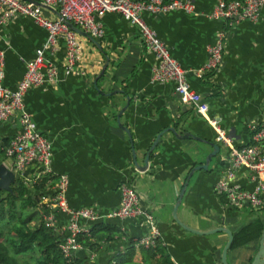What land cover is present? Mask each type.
<instances>
[{
    "label": "crops",
    "instance_id": "crops-1",
    "mask_svg": "<svg viewBox=\"0 0 264 264\" xmlns=\"http://www.w3.org/2000/svg\"><path fill=\"white\" fill-rule=\"evenodd\" d=\"M193 2L192 13L144 12L143 18L185 69L190 87L207 101V115L220 117L221 127L235 146L247 145L251 141L249 125H264V5L256 20L225 26L209 16L216 0ZM42 12L50 18L58 17L56 9L43 6ZM96 20L102 30L101 36L94 37L100 48L78 34L82 74H64L65 45L61 38L56 51L46 54V59L57 67V81L32 86L23 97L36 128L51 141L53 172L68 177L69 207H92L101 214L117 209L121 204L119 184L129 182L137 192L139 207L152 215L159 239L175 264H222L226 232L192 233L172 217L184 183L187 181L176 214L180 221L199 231L225 227L234 236L256 219L264 227V209L247 205L232 208L217 194L215 185L228 164L227 151L221 153L220 145L205 169L189 174L193 167L204 164L213 150L210 143H216L215 130L207 117L180 101L172 82L151 80L155 56L144 47L137 29L126 18L107 12L96 15ZM223 28V59L218 71L208 76L199 69L207 60L208 47ZM45 38L46 30L27 16H13L0 27L6 87H16L26 63ZM121 126L133 139L134 157L129 135ZM18 129L17 115L1 121L0 141ZM164 129L168 130L150 153L147 168L139 170L135 160L143 166L147 149ZM1 163L11 168L12 160L9 165ZM27 173L34 178L37 167L29 166ZM236 177L247 190H253L260 180L245 167L237 171ZM45 193L29 210L33 224L51 217L58 229L63 228L68 215L49 202L52 186ZM261 193L264 196V191ZM37 194L33 190V195ZM102 221L118 226L122 236L101 242L97 252L81 246L74 257L82 264H106L127 246L129 239H137L149 229L140 217H104ZM79 223L90 224L83 219ZM259 238L230 246L227 263L249 264Z\"/></svg>",
    "mask_w": 264,
    "mask_h": 264
},
{
    "label": "built area",
    "instance_id": "built-area-1",
    "mask_svg": "<svg viewBox=\"0 0 264 264\" xmlns=\"http://www.w3.org/2000/svg\"><path fill=\"white\" fill-rule=\"evenodd\" d=\"M38 1V2H37ZM264 0H216L210 17L220 20L225 26L241 20H256ZM56 9L60 16L50 18L42 12V7ZM172 10L194 12L193 0H0V27L13 16H27L46 30V38L36 48L34 57L25 65V72L14 89L3 84L5 54L0 50V122L18 116V131L10 137L4 147L6 157L12 160L11 170L15 177L22 178L24 183H34L42 174H53L52 196L49 202L58 210L68 215V222L58 229L62 233L60 251L66 261H71L74 252L81 248L77 241L79 233H89L90 224L107 217L135 218L140 217L148 224V232L139 237L137 245H153L159 237L157 226L150 213L138 205V195L129 182L119 184L121 204L117 209L99 213L92 207L74 209L69 207L66 190L68 177L55 174L51 168L52 145L48 137L39 131L32 115L26 110L23 97L26 91L37 85L57 81V67L46 59L47 53H53L58 42L64 40L65 51L62 59L64 74H82L79 69L81 59V42L76 32L71 30L65 21L73 23L93 37L101 36L102 30L96 15L107 12L120 14L133 25L140 36L144 47L152 52L156 62L151 68V80L172 82L174 91L183 104L189 105L196 113L204 115L215 130V141L227 151L228 164L223 176L215 185L219 196L224 195V202L232 208L243 205L253 209H264V125L251 123L249 130L251 141L244 146H235L231 136L221 127L220 117L208 116L209 105L202 95L193 90L187 79L186 71L173 57L166 44L156 31L144 20L143 13H165ZM225 29H221L215 42L208 47V57L199 72L214 73L220 68L223 59ZM37 167V175L31 178L27 169ZM249 169L260 180L253 190H247L237 183L236 173L241 168ZM90 224H80V220ZM46 223L57 228L54 219H45Z\"/></svg>",
    "mask_w": 264,
    "mask_h": 264
},
{
    "label": "trees",
    "instance_id": "trees-1",
    "mask_svg": "<svg viewBox=\"0 0 264 264\" xmlns=\"http://www.w3.org/2000/svg\"><path fill=\"white\" fill-rule=\"evenodd\" d=\"M9 139L0 141V163L6 157L4 147ZM53 181V174H42L34 183H24L18 177L11 185V192L0 191V264L83 263L76 256L69 262L63 257L59 248L62 233L58 228L54 229L41 218L33 224L34 216L29 210L40 201L41 195L46 194ZM33 190L39 195H33ZM220 197L225 200L224 195ZM262 229L263 223L259 219L247 224L234 234L231 248L257 240ZM121 236L118 226L100 219L90 224L89 233H79L77 241L87 250L97 252L101 242H111ZM138 239H129L127 246L112 255L106 264H175L159 237L153 245H137Z\"/></svg>",
    "mask_w": 264,
    "mask_h": 264
},
{
    "label": "water",
    "instance_id": "water-1",
    "mask_svg": "<svg viewBox=\"0 0 264 264\" xmlns=\"http://www.w3.org/2000/svg\"><path fill=\"white\" fill-rule=\"evenodd\" d=\"M58 16L59 13H57ZM66 24L69 26V28L71 30H73L74 32H76L77 34H81V35H85L86 37H88L98 48H100V45L98 44V42L95 40V38L91 35H89L88 33H86L85 31H83L82 29H80L79 27H77L76 25H74L73 23H70L69 21H65ZM108 61V58H106V63ZM106 63H105V66H106ZM119 121V120H118ZM125 131L126 133H128L129 135V140H130V144H131V148H132V155L133 157L135 156V148H134V144H133V139L130 135V132L129 130L124 127V126H121ZM170 131H174L173 128H168ZM168 129H164L163 131H161L160 133H158L156 135V137L154 138L153 142L151 143V145L149 146V148L147 149L146 151V154H145V158H144V164L143 166H139L136 164V160H135V165L137 166V168L139 170H144L147 168V164H148V160H149V155L150 153L153 151V149L155 148V146L157 145L162 133ZM184 137V135H183ZM213 147V150L208 154L207 156V160L205 161L204 164H201V165H198V166H195L191 169L190 173L189 174H192L194 172L195 169H205L208 165V162L210 160V158L212 156H214L217 152H219V144L216 142H212L210 143ZM15 180V176H14V173L13 171L8 168L4 163H0V191L1 190H6V191H9L11 192L12 191V188H11V185L13 184ZM188 180V179H187ZM187 184V181L184 183V187L186 186ZM184 187L183 189L181 190L180 192V195L177 199V202L173 208V211H172V217L173 219L176 221V223H178L181 227H183L184 229L192 232V233H196V234H210V233H213V232H216V231H224L227 233L228 235V240L226 242V244L224 245L223 249H222V253H221V262L222 264H228L227 263V260H226V256H227V252H228V249L230 248L231 246V243L233 241V234L231 233V231L225 227H217V228H214V229H209V230H205V231H199L197 229H193L189 226H187L185 223H183L182 221L179 220V218L177 217V214H176V209H177V206L181 200V195L184 191ZM249 264H264V227L262 229V232H261V235H260V238H259V246H258V249L257 251L255 252V254L253 255L251 261Z\"/></svg>",
    "mask_w": 264,
    "mask_h": 264
},
{
    "label": "rangeland",
    "instance_id": "rangeland-1",
    "mask_svg": "<svg viewBox=\"0 0 264 264\" xmlns=\"http://www.w3.org/2000/svg\"><path fill=\"white\" fill-rule=\"evenodd\" d=\"M226 153V149H224L223 147H222V149H221V153ZM4 162L7 164V165H9L10 164V158H5V160H4Z\"/></svg>",
    "mask_w": 264,
    "mask_h": 264
}]
</instances>
